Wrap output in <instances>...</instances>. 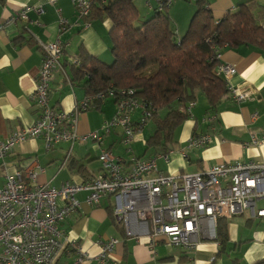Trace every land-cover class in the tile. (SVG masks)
<instances>
[{
    "label": "crops",
    "instance_id": "obj_1",
    "mask_svg": "<svg viewBox=\"0 0 264 264\" xmlns=\"http://www.w3.org/2000/svg\"><path fill=\"white\" fill-rule=\"evenodd\" d=\"M49 1L0 0V23L25 6H44L42 15L30 13L27 22L8 25L0 32V141L18 129L33 125L37 119L31 96L42 61L38 42L59 40L67 45L54 73L48 97L53 107L66 113L72 112L78 102L87 98L80 84L72 82L70 66L74 65L73 61L80 64L81 54L105 64L113 60L111 22L108 18L97 17L86 22V18L77 17L70 0H52L55 2L53 6L49 5ZM204 1L214 23L237 6L252 2L253 14L264 29V20L259 18L264 14V0ZM134 5L139 23L151 18L157 9L156 0H134ZM56 9L69 23L64 32L59 31ZM195 10L196 3L184 0L173 1L165 10L178 40L185 35ZM76 20L78 24H75ZM220 54L221 62L234 66L237 72L226 83L227 87L249 91L250 97L236 103L228 95L221 100L215 113H210L216 117L215 120L206 123L210 115L208 104L205 97L197 92L190 117L173 134L169 163L160 159L156 161L158 171L164 175L194 174L223 163L264 162V145L246 146L252 136L258 140L264 137V55L248 46L223 48ZM114 113V101L107 98L100 108H91L79 114L75 131L84 136L100 130ZM138 116L139 113L133 115L134 123ZM149 128H154L153 122L143 130V136ZM142 135H136L130 146L132 154H128L121 144V130L115 128L104 135L103 148L119 157L124 167L129 166L132 157L147 159L165 153L146 149L145 141L152 134L146 138ZM199 135L211 136L212 143L204 149L186 150V157H182L181 151L188 140ZM98 154L99 148L92 140L74 145L61 142L47 151L42 140L27 139L5 158V164L8 171L19 170L23 180H26L27 171H35L36 184L58 189L65 182L81 184L96 177L100 173ZM35 166L42 168L43 172L38 173ZM77 197L81 206L60 226L64 246L53 264H98L94 259L78 263L72 243H76L85 256L95 258L100 253L101 243L108 238L119 241L113 253L115 264H255L264 261V222L250 219L247 214L226 220L227 242L223 248L217 237L216 240L202 241L194 250L174 248L161 241L155 247L153 256L146 240L136 241L127 236L122 225L111 218V197L102 199L95 206L83 203V195ZM259 206H264V203L260 202Z\"/></svg>",
    "mask_w": 264,
    "mask_h": 264
},
{
    "label": "built area",
    "instance_id": "obj_2",
    "mask_svg": "<svg viewBox=\"0 0 264 264\" xmlns=\"http://www.w3.org/2000/svg\"><path fill=\"white\" fill-rule=\"evenodd\" d=\"M41 1V0H39ZM98 0H70L78 18H87ZM175 0H156V12H164ZM196 3L198 0H184ZM106 4V0H102ZM50 0L49 5L53 6ZM44 6H25L17 14L0 23V32L6 26L27 22L30 13L42 15ZM58 15L59 31L68 29L69 23ZM37 23V22H35ZM75 24H78L76 20ZM61 41L38 42L42 61L35 79L31 96L37 112L34 124L18 129L0 141V264H53L63 249V232L60 229L81 206L77 196L83 195V203L95 206L104 199H113L112 213L122 225L126 235L136 241H147L152 255L155 247L164 241L174 248L194 250L202 241L216 240L217 221L247 214L250 219L264 222V162L248 160L217 164L194 174L164 175L158 171L157 160L169 163L171 152L159 153L154 158L132 157L128 167L119 157L103 148V137L113 129L121 130V144L132 154L131 144L151 122L155 109L135 96L132 90L116 95L112 87L95 98L78 102L72 112H63L49 102V90L59 61L65 52ZM218 62L217 74L226 83L236 75L234 66L221 62L220 52H215ZM79 66L78 61H73ZM230 98L241 103L250 97V92L239 88H228ZM111 98L115 114L100 130L80 136L75 127L80 113L92 108L93 99L104 101ZM194 102H189L182 112L190 116ZM139 113L136 123L133 115ZM254 115L253 117H255ZM211 114L205 122H212ZM40 139L50 151L61 142L85 143L92 140L99 148L97 160L100 173L81 184L65 182L55 189L36 184L37 173L27 171L26 180L17 169L8 171L5 158L21 142ZM209 135L191 137L186 150L204 149L212 143ZM264 137H251L246 146H262ZM38 173L43 169L35 166ZM119 241L108 238L101 243L100 253L95 258L83 254L76 243H72L77 262L94 259L98 264H115L113 253Z\"/></svg>",
    "mask_w": 264,
    "mask_h": 264
},
{
    "label": "trees",
    "instance_id": "obj_3",
    "mask_svg": "<svg viewBox=\"0 0 264 264\" xmlns=\"http://www.w3.org/2000/svg\"><path fill=\"white\" fill-rule=\"evenodd\" d=\"M253 8L252 2L239 5L214 23L206 1L198 0L185 35L178 40L165 11H155L139 23L134 0H106V4L98 0L85 21L97 17L110 20L113 60L105 64L81 54L79 66H70L72 82L80 84L87 98L110 87L116 95L132 90L156 111L146 149L169 152L175 130L190 117L181 109L195 101L197 92L205 97L209 114L229 95L226 81L217 74L215 52L248 46L264 55V29ZM259 18L264 20V14ZM104 101L93 99L92 108H100ZM110 215L115 221L112 211ZM226 225L225 219L217 221L216 235L222 248L227 242Z\"/></svg>",
    "mask_w": 264,
    "mask_h": 264
},
{
    "label": "rangeland",
    "instance_id": "obj_4",
    "mask_svg": "<svg viewBox=\"0 0 264 264\" xmlns=\"http://www.w3.org/2000/svg\"><path fill=\"white\" fill-rule=\"evenodd\" d=\"M109 103H111V102H109ZM115 114V113H114ZM164 115V112H162V114H161V116H163ZM113 117H114V115L112 116V118L110 119V121L113 119ZM145 130V129H144ZM153 132H154V128H149L148 130H147V133L143 136L142 134H143V131H142V133H140L139 135H137V136H143L144 138H146V137H149L151 134H153ZM136 136V137H137ZM144 143V142H143ZM144 145V144H143Z\"/></svg>",
    "mask_w": 264,
    "mask_h": 264
}]
</instances>
